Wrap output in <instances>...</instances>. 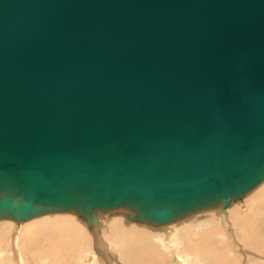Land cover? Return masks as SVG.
<instances>
[{"label":"water","instance_id":"1","mask_svg":"<svg viewBox=\"0 0 264 264\" xmlns=\"http://www.w3.org/2000/svg\"><path fill=\"white\" fill-rule=\"evenodd\" d=\"M264 177V0H0V210L167 222Z\"/></svg>","mask_w":264,"mask_h":264},{"label":"bare ground","instance_id":"2","mask_svg":"<svg viewBox=\"0 0 264 264\" xmlns=\"http://www.w3.org/2000/svg\"><path fill=\"white\" fill-rule=\"evenodd\" d=\"M262 179L263 181L258 186L257 184ZM262 179L259 180V182H257L254 185V186L257 185V187L255 188L253 186L254 189L250 188L252 189V191H248V193L245 192V194L242 195L231 196L229 198L230 199L229 202H223L222 204L215 201L213 203L204 205L201 208L198 207L195 209L193 208V210L190 209L189 211H185V213L182 214L181 211L178 214L172 216L169 219L172 221H170V223L168 224L163 222L162 224L159 223V225H155V224L148 225L149 223L147 224L145 222L147 224L146 226L145 223L142 222L137 223L135 221L136 217H138L139 215H141L140 217L143 216L144 219L146 217L143 215V213H141V211L136 206H124L114 209L113 211H110V215L107 214V216H105V219L101 223V227L103 231V236H102L103 242L109 247H113V249L115 250L113 255L109 253L110 257L113 256L111 258L112 264L113 262L115 264H121V263L122 264H152L150 262L154 260L156 261V264L157 263L162 264L164 260L168 259V255L171 253H176L177 258H179L173 260V262L170 261L171 264H187L185 261L186 259H188V263L190 262L191 264H243L242 259L239 258L240 255L238 257L237 256L235 257L234 255L231 256L229 251L227 250L228 243L226 244V238L223 235H226L228 237L231 236V239L233 240L234 237L232 235L234 233H235V241H234L235 243H233V248L234 246H236L237 248L242 247L244 249V251L242 250L243 255L248 254L251 255V257H253V258H248L247 263L264 264V262H262L264 260V177ZM227 204H228V208L226 207ZM54 207L56 206H52V208ZM77 207H78L77 210L79 209L81 210L80 212L85 211L84 210L85 208H81L79 206ZM35 208L36 207H32L31 214L27 216L28 218H32V222L22 223L23 231L21 233L23 235V238H25L26 235L31 236L34 230H38L39 228L45 229V227L46 229L51 228L50 231H47L48 238L49 237L53 238L55 236V233L52 234L51 236L49 234L50 232H54V231L58 233L59 230H63L64 233H67V235L70 236V232H71L70 228H72L76 233L79 234L81 232H84L83 228L86 229L85 224L82 222H80L82 224L78 226L75 225L73 226L72 222L75 223L74 221H77L75 218H72L74 219L73 221L71 220L66 221V218L64 216L66 214L60 213L61 211L64 210L58 209L59 211L56 210L54 211L51 209L49 210L51 215L44 212L48 215L42 216L41 214L37 213L40 211H36L37 209ZM86 209H88V207H86ZM77 210L75 209V211ZM42 211L43 210H41V212ZM89 211L94 212L92 215H95L99 220L103 219L101 212L95 210L93 207L92 209L87 210V212ZM2 215L16 218L18 222L27 220L26 219L27 217L15 216L8 211H3ZM214 216L217 218H213ZM227 216H229L230 221H228ZM84 218L85 217H83V219ZM212 218L214 220L215 219L218 220L217 222H215L216 224L214 225L216 227L213 226L210 228V226L208 227L207 225L208 223H210ZM92 219L88 217V220H92ZM169 220L167 221L169 222ZM223 224L226 226L228 230H230L229 229L230 227L234 228V232L225 229V227H223ZM3 228L4 227L1 225L0 230H2ZM153 228L159 233H155L149 230ZM219 231L222 232L223 237L218 234ZM224 232H227V234ZM57 233L56 235H58ZM151 235L153 237H151ZM57 237L59 238V235ZM51 238L50 240H52ZM63 238L66 237H62L60 239L64 241ZM45 239H43L42 237V239L40 240L44 241ZM21 240L22 238L21 239L19 238V243H21ZM97 240L98 239H96L95 241ZM232 240L230 241L232 242ZM21 245L18 244V246ZM26 246H24L25 247L24 251L25 249H29V247L26 248ZM13 247L15 246L13 245ZM54 247L59 248V249L57 248L59 253V250L61 249L62 246L56 244ZM46 249L48 248H45V250ZM148 250H150V253L155 252L153 254L154 256H152L153 258L149 256L150 253L148 254ZM68 253L69 252L61 253L59 257H61L63 254L64 257L66 258V256H68ZM18 255H19V251H18ZM40 256L42 257L41 254ZM52 256H55L53 258L54 260L53 264H60L61 259L60 258H59L60 260L58 259V254L55 252L54 255L52 253ZM254 257L257 258V260L256 259L254 261L251 260L254 259ZM89 258L90 259L88 261V264H94L95 255L92 254ZM258 258H260V260H258ZM24 259L21 264H26ZM261 259L263 260L261 261ZM30 260L32 261V259ZM71 261L73 262L72 257L64 260L63 262H61V264H66ZM105 263L107 264V262Z\"/></svg>","mask_w":264,"mask_h":264},{"label":"rangeland","instance_id":"3","mask_svg":"<svg viewBox=\"0 0 264 264\" xmlns=\"http://www.w3.org/2000/svg\"><path fill=\"white\" fill-rule=\"evenodd\" d=\"M263 181V179L257 184L258 186L260 185V183ZM257 185L256 186H254L255 188L257 187ZM254 187H252L253 189H254ZM248 191H252V189H249V190H247L246 191V193H248ZM242 194H245V192H243V193H241V194H239V195H242ZM229 201H230V199H229ZM218 203H220V204H222L223 202L222 201H217ZM229 204V203H228ZM228 204H227V208H228ZM124 206H135V205H132V204H123V205H120V206H117V207H114V208H109V209H106V208H95L94 207V209L95 210H98L99 212H101V215L103 216V219L101 220H99L95 215H92L94 212H87V210H89V209H92V207L91 208H88V209H84L85 211H83V212H80L81 210L79 209V210H77V206H75V207H69V208H59V207H54V208H52V207H40L39 209L40 210H36V211H40V212H37L38 214H41L42 216H44V215H51V213L49 212V210H56V211H59V210H64V211H61L60 213H63V214H66V215H64L65 216V218H66V221H68V220H71V221H73L74 219H72V218H75L77 221H74L75 223H73L72 222V224H73V226L75 225V226H78V225H80V224H82V223H84L85 224V226H86V229L85 228H83V230H84V232H81L80 234L79 233H76L72 228H70V230H71V232H70V236L69 235H67V233H64V231L63 230H59V232L57 233L56 231H54V232H50L49 234H50V236L52 235V234H54L55 233V236L53 237V238H51V237H47L48 236V232L47 231H50V229H46V227H45V229H43V228H39L38 230H34L33 231V233H32V235L31 236H33V237H31V236H28V235H26L25 236V238H23V235H22V231H23V224L22 223H24V222H26V223H29V222H32V218H26L27 220H23V221H20V222H18L17 220H16V218H12V217H7V216H5V215H2L3 214V211L2 210H0V226L2 225L4 228L2 229V230H0V264H21L22 262H23V259H24V261H25V263L26 264H53L54 263V260H53V258L55 257V256H52V253H53V255L55 254V252L58 254V259L60 258L61 259V261H60V264H61V262H63L64 260H66V259H69V258H73V262L71 261V262H69V263H71V264H84V263H87L88 264V261H89V257L92 255V254H94L95 255V263L94 264H106L105 262H107V264H112V261H111V258L113 257V256H111L110 257V255H109V253L111 254V255H113L114 254V249H113V247H109L108 245H106L104 242H103V231H102V227H101V223L103 222V220L105 219V216H107V214L108 215H110V211H113L114 209H117V208H120V207H124ZM202 207V206H201ZM200 207V208H201ZM37 208V207H36ZM35 208V209H36ZM56 208V209H55ZM198 208V207H197ZM226 208V209H227ZM59 209V210H58ZM73 209H74V211H73ZM75 209L77 210V211H75ZM111 209V210H110ZM195 209V208H194ZM41 210H43L42 212H41ZM193 210V209H192ZM185 211H189V210H185ZM185 211H182L181 212V214L182 213H185ZM44 212H46V213H48V214H46V213H44ZM73 213V214H72ZM75 213V214H74ZM30 215V214H29ZM28 215V216H29ZM90 215V216H89ZM144 215V214H143ZM76 216V217H75ZM141 215H139L138 217H136L135 218V221L137 222V223H149L148 225H151V224H155V225H159V223L160 222H156V221H153V220H150V219H148V218H145L144 219V217L142 216V217H140ZM79 217H81V218H79ZM83 217H85L84 219H83ZM88 217H90L92 220H88ZM96 219H95V218ZM228 218V221H230V219H229V216H227ZM213 218H217V217H213ZM212 218V220L210 221V223H208V227L210 226V228L211 227H213L216 223L215 222H217V220L215 219H213ZM170 221H172V220H169V222L167 221V222H164V223H166V224H168V223H170ZM39 222V221H38ZM80 222H82V223H80ZM68 223V222H67ZM145 223V225L147 226V224ZM157 223V224H156ZM163 223V222H162ZM162 223H160V224H162ZM207 226H206V228H207ZM156 227H158V226H156ZM214 227H216V226H214ZM223 227H225V229H227L226 228V226L223 224ZM231 231H233L234 232V228H232V227H230L229 228ZM150 231H152V232H155V233H159V232H157L154 228L153 229H149ZM228 230V229H227ZM230 230H228V231H230ZM101 231V232H100ZM238 231V230H237ZM95 232V233H94ZM171 232V231H170ZM56 233L59 235V238L57 237L58 235H56ZM224 233H226L227 234V232H224ZM2 234V235H1ZM42 234V235H41ZM64 234V235H63ZM218 234L220 235V236H222L223 234H222V232L221 231H219L218 232ZM228 234H229V232H228ZM45 235V236H44ZM66 235V236H65ZM97 235V236H96ZM232 235V234H231ZM36 236V237H35ZM39 238H38V237ZM61 236V237H60ZM67 236H68V238H67ZM93 236V237H92ZM225 238H226V244H227V250L229 251V253H230V255L231 256H239L240 255V259H242V262H243V264H249V263H247V259L248 258H253V257H251V255H248V254H244L243 255V251H244V249L241 247V248H237L236 246H234V248H233V243H235L234 241H235V233L232 235L233 237H234V239L232 240L231 239V236H226V235H223ZM222 236V237H223ZM42 237H43V239H45L44 241H42V240H40V239H42ZM62 237H66V238H63L64 239V241L63 240H61L60 238H62ZM95 237H96V239H98L97 241H95L96 239H95ZM101 237V238H100ZM151 237H153L152 235H151ZM11 238V239H10ZM13 238V239H12ZM19 238L21 239L22 238V240H21V243H19ZM50 238L52 239V240H50ZM55 238H57V239H55ZM26 241H24V240ZM29 240V242H28V240ZM33 239V240H32ZM59 239V240H58ZM101 240V241H100ZM229 240V241H228ZM230 240H232V242L230 241ZM13 241H14V243H13ZM25 242V243H24ZM32 242V243H31ZM80 242V243H79ZM101 242V243H100ZM34 243V244H33ZM82 243V244H81ZM9 244V245H8ZM18 244L19 245H21V244H25L24 246H26V245H28V246H26V248H28L29 247V249H25V251H24V246L23 245H21V246H18ZM30 244V245H29ZM32 244V245H31ZM40 244V245H39ZM56 244H58V245H60V246H62L61 247V249L59 250V253H58V250H57V248L59 247H54ZM104 244V245H103ZM242 244V243H241ZM3 245V246H2ZM13 245L15 246V247H13ZM35 245H36V247H35ZM47 245V246H46ZM67 245V246H66ZM37 246H38V248H37ZM41 246V247H40ZM98 246V247H97ZM17 247V248H16ZM20 247V248H19ZM30 247H32V248H30ZM105 249H104V248ZM14 248V249H13ZM16 248V249H15ZM34 248V249H33ZM37 248V249H36ZM44 248V249H43ZM45 248H48V249H46L45 250ZM109 248V249H108ZM31 249V250H30ZM53 251H52V250ZM59 249V248H58ZM97 249V250H96ZM102 249V250H101ZM108 249V250H107ZM15 250V251H14ZM28 250V251H27ZM57 250V251H56ZM243 250V251H242ZM13 251V252H12ZM18 251H19V255H18ZM33 251V252H32ZM63 251V252H62ZM106 251V252H105ZM16 252V253H15ZM47 252V253H46ZM52 252V253H51ZM66 252H69L68 253V256H66V258L64 257V255L62 254V256L61 257H59V255L61 254V253H66ZM101 252H102V254H101ZM15 253V254H14ZM27 253H29V254H26ZM42 255V257L40 256V254ZM74 253H75V255H74ZM78 253H79V255H78ZM150 253V250H148V254ZM155 252H152V253H150L149 254V256L151 257V258H153L152 256H154L153 254H154ZM236 253V254H235ZM242 255H241V254ZM26 256H25V255ZM77 254V255H76ZM89 254V255H88ZM101 254V255H100ZM103 254H104V257H103ZM15 256V257H14ZM18 256H19V258H18ZM23 256H24V258H23ZM32 256H34V257H32ZM40 256V257H39ZM74 256V257H73ZM242 256V257H241ZM83 257V258H82ZM88 257V258H87ZM17 258V259H16ZM26 258H28V259H26ZM34 258H35V260H34ZM87 258V259H86ZM19 259V260H18ZM30 259H32V261L30 260ZM59 259V260H60ZM105 259V260H104ZM175 259H179V258H177V254L176 253H171V254H169L168 255V259L167 260H164L163 261V263L162 264H168V263H170V261H172L173 262V260H175ZM246 259V260H245ZM257 260V258H255L254 257V259H251V260ZM22 260V261H21ZM34 260V261H33ZM245 260V261H244ZM258 260H260V258H258ZM263 259H261V261H262ZM186 261V263L187 264H191L190 262L188 263V259H186L185 260ZM262 262H264V260L262 261ZM69 263H66V264H69ZM150 263H152V264H156V261L154 260V261H151ZM113 264H115L114 262H113ZM122 264V263H121ZM158 264V263H157ZM171 264V263H170Z\"/></svg>","mask_w":264,"mask_h":264}]
</instances>
